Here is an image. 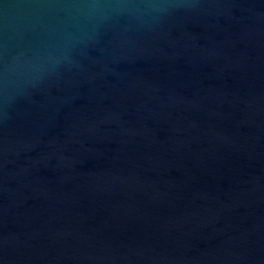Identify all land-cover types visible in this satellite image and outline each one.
Instances as JSON below:
<instances>
[{
  "label": "water",
  "instance_id": "95a60500",
  "mask_svg": "<svg viewBox=\"0 0 264 264\" xmlns=\"http://www.w3.org/2000/svg\"><path fill=\"white\" fill-rule=\"evenodd\" d=\"M0 264H264V0H0Z\"/></svg>",
  "mask_w": 264,
  "mask_h": 264
}]
</instances>
